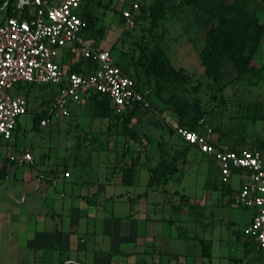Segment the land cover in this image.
Segmentation results:
<instances>
[{"label": "rangeland", "instance_id": "rangeland-1", "mask_svg": "<svg viewBox=\"0 0 264 264\" xmlns=\"http://www.w3.org/2000/svg\"><path fill=\"white\" fill-rule=\"evenodd\" d=\"M133 1L124 0L120 4L117 0H89L88 10L98 16L95 29L100 28L101 34L85 31L83 37L92 39L98 48L107 51L120 71L124 70L125 66L130 72L126 74L137 79L141 92L144 94L147 91L159 105V108H155V104H149L148 108L139 107L145 109L140 115H136L139 122L138 125H133L136 138L132 139L123 132L120 126L122 116L114 114L111 103L100 100L95 95L84 99L83 104L78 105L79 109L73 115L60 119L46 128L35 127L33 111L40 109L38 106L40 96L46 98L53 87L46 86L39 90L34 85L20 84L24 93L29 92V112L16 119L11 139L0 140V158L4 160L8 156L20 155L27 149L32 153L35 163H38L39 156H43L44 166L38 168L47 170L49 165L60 162L67 153L65 164L70 177L63 178L60 175L59 179L55 180L56 183L47 188V194L53 195V191L60 192L65 186H70V182L75 178L71 168L74 153H157L159 161L168 163L172 170L166 174L170 184L165 188L164 197L165 200L171 199V203H164L165 210L162 213L164 218L173 222L186 218L185 211L179 214L166 210L171 204L176 206L178 202L180 205L184 203L171 194L174 185L175 190L194 202L205 198L204 193L207 190L206 209L209 220L215 224L214 229L208 233L212 237L221 238L222 244L219 247L221 259L217 264H264V255L242 234L243 227L250 221L253 211L234 203L239 181L236 177H231L228 184L223 186L227 189L223 196L219 190L212 189V186L217 185L216 162L181 144L172 128L177 122L176 114L166 103L169 87L160 81L146 79L144 66L153 45L159 44L170 64L174 68L183 69L191 77L184 93L175 92V97L180 101L177 106L180 120L186 122L196 118L200 122L195 128L198 132L205 128L214 129L213 135L220 141V146H224L222 142L228 138L230 141L240 143V149L254 148L261 153H264V70L259 74H247L240 80L229 83L237 74L233 66L228 64L222 71L221 79L222 83L228 85L221 92L217 91L208 85L209 81L203 76L197 57L198 46L202 42L194 39L198 27L196 20L193 19V15L197 14L195 2L184 5L183 0H144L143 5L148 12L145 11L135 22L131 31L124 32L121 12ZM158 2L161 9L155 14L158 18L152 22L149 10ZM219 2L230 6L232 0ZM95 3L109 4L107 7L101 5L96 8ZM245 11L249 18L264 23V0H247ZM4 16L5 11L1 10L0 22ZM215 24L216 21L211 20V25ZM174 47L180 49L181 53L172 54ZM78 63L83 62L80 60ZM250 64L256 68L264 66V37ZM193 86L196 87L195 92L191 91ZM35 95L38 97L33 99ZM68 106L73 112L75 106L73 104ZM182 153H190L188 159L184 158ZM51 168L55 171L61 169L60 166ZM84 173L83 171V176ZM147 180L148 173L143 163L139 166L136 185L132 189H123L130 194L142 193ZM181 232L182 229L173 227L171 229L172 235ZM236 237L243 240L244 247L251 248L255 254L261 256L260 259L254 261L244 259L241 252L242 243L237 242Z\"/></svg>", "mask_w": 264, "mask_h": 264}, {"label": "crops", "instance_id": "crops-1", "mask_svg": "<svg viewBox=\"0 0 264 264\" xmlns=\"http://www.w3.org/2000/svg\"><path fill=\"white\" fill-rule=\"evenodd\" d=\"M117 1L121 4L124 0ZM214 1L183 0L184 5L195 2L197 10V14L193 13L198 26L194 39L202 42L197 57L204 46V13L220 0ZM107 4L95 3L94 6L107 7ZM89 12L97 17V24L98 16ZM95 26L94 30L100 29ZM89 40L97 47L92 39ZM179 53L181 50L177 47L172 49V54ZM62 56L65 67L80 61L65 53ZM124 70L130 73L125 66ZM227 85L221 82L220 92ZM84 99L73 104V112L68 106V116L78 111V105H82ZM145 101L147 108L149 104L159 108L152 96L148 95ZM143 109L135 111L132 125L139 124L136 115H140ZM222 143L227 148L240 147V143L228 138ZM30 154L32 161L29 163L0 158V264H217L221 259V238L208 233L215 224L209 220L206 209L207 190L205 198L194 202L175 190L174 185L171 194L184 203L171 204L166 210L179 214L185 211L186 218L173 222L162 215L164 203H171V199L165 200L164 197L165 188L170 184L168 180L149 190H146V182L142 193L130 194L123 189H132L136 185L141 164H145L146 171L147 166L153 168L157 165V153H74L71 168L75 178L70 186L60 192L53 191V195L47 194V188L54 185L60 175L70 177L65 164L67 153L47 170L38 168L44 166L42 155L35 163ZM189 154L183 157L188 159ZM51 166H60L61 169L55 171ZM126 169L129 172L123 175ZM216 182L212 189L219 190L223 196L227 193L223 186L227 184H220L218 177ZM172 227L183 232L172 235ZM235 240L240 244L243 242L238 237ZM202 246L206 257L202 254ZM241 247L244 259H260L261 256L251 248L244 247L243 243Z\"/></svg>", "mask_w": 264, "mask_h": 264}, {"label": "built area", "instance_id": "built-area-1", "mask_svg": "<svg viewBox=\"0 0 264 264\" xmlns=\"http://www.w3.org/2000/svg\"><path fill=\"white\" fill-rule=\"evenodd\" d=\"M144 0H134L121 12L122 31L134 28V18ZM81 0H16L13 15L0 22V140L12 138L16 119L29 112V102L20 84L49 85L55 94L37 110L38 128H46L68 117V104L79 103L88 95H101L111 103L114 114L122 116L135 105L147 106L134 82L116 67L107 51L83 37L85 20L80 15ZM89 61L87 74L68 72L62 54ZM184 145L217 164L218 182L239 181L234 203L251 209L242 234L264 254V153L254 148L231 150L217 145L212 130L192 131L172 126ZM17 163H29L31 154L8 156Z\"/></svg>", "mask_w": 264, "mask_h": 264}, {"label": "trees", "instance_id": "trees-1", "mask_svg": "<svg viewBox=\"0 0 264 264\" xmlns=\"http://www.w3.org/2000/svg\"><path fill=\"white\" fill-rule=\"evenodd\" d=\"M16 0H0V11H5V16H11V12L14 8V3ZM88 1L81 0L80 6V15L85 20L84 32L92 31L97 35L101 34V30H94V26L97 21V17L93 16L88 10ZM247 0H232L230 6L224 5L222 2L217 3L213 7L209 8L206 11V20H205V31H204V46L198 55L199 63L203 69V76L206 80L209 81V86L214 87L217 91L221 90V78L222 70L225 65L230 63L235 69L237 76L234 81L240 80L243 76L247 74H259L264 70V66L259 68H254L250 66L251 59L256 53L259 47L261 39L264 37V23H260L257 20H253L247 16L245 11V4ZM158 5V6H157ZM160 3H156L152 8H150L149 15L152 17V22L158 18L155 16L156 13L160 10ZM148 12V9L145 5L139 7L138 13L134 18L136 22L140 17ZM211 20H215L216 24L211 25ZM145 68L144 75L146 79H154L165 84L168 88V99L166 103L169 106V109L176 114L177 117V126L195 131L197 127L198 120L193 118L186 122L180 120L181 116L177 106L180 104L179 99L175 97V92L184 93L187 89V86L191 80V77L186 74L181 69H174L164 52L158 45H153L152 49L149 51L148 57L145 59ZM83 67L81 64H73L69 67H66L68 72L77 73V74H87L92 71L93 64L89 61H82ZM126 76H128L133 82L136 90L140 92L144 99L147 98L148 94H143L140 90V87L137 83V79L131 78L126 74L125 70H122ZM49 85L37 86L39 90L43 87ZM196 87H191V91L195 92ZM55 94L54 90H51L48 93L46 98L40 96V102L38 106H43L46 104L51 97ZM27 98L29 97V92L25 93ZM100 100H106L104 96L96 95ZM38 96L35 95L33 99H36ZM88 95L85 99H88ZM221 100V99H220ZM140 105H135L133 110L128 114L122 115L120 120V126L124 133H126L130 138L135 139V131H133V116ZM41 115L33 111V123L35 127H38V121ZM215 130H212V133ZM217 145L220 144L218 138L216 139ZM184 147L189 149H195L193 147L184 145ZM228 149L236 150L240 149L237 146L228 147ZM242 149V148H241ZM196 150V149H195ZM186 153H182L184 156ZM169 164L160 160L157 165L153 168L147 166L148 181L146 185V190L151 189L159 184H165L167 181V173H171L172 170L169 168ZM129 172V169H126L123 173L126 174ZM248 241L257 248V246L248 239ZM245 242V241H244ZM245 243H243V246ZM258 249V248H257ZM261 253V251L258 249ZM202 254L206 255L205 249L202 246ZM264 255V254H263Z\"/></svg>", "mask_w": 264, "mask_h": 264}]
</instances>
